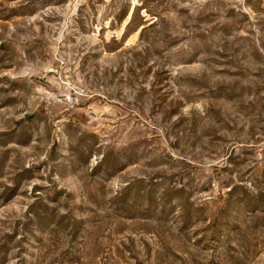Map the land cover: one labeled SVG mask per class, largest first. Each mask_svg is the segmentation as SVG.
Segmentation results:
<instances>
[{"label": "rangeland", "instance_id": "rangeland-1", "mask_svg": "<svg viewBox=\"0 0 264 264\" xmlns=\"http://www.w3.org/2000/svg\"><path fill=\"white\" fill-rule=\"evenodd\" d=\"M0 264H264V0H0Z\"/></svg>", "mask_w": 264, "mask_h": 264}]
</instances>
